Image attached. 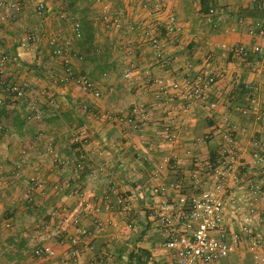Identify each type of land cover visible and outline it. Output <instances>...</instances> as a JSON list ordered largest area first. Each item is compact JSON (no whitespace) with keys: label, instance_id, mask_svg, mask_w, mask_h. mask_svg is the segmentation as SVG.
<instances>
[{"label":"crops","instance_id":"crops-1","mask_svg":"<svg viewBox=\"0 0 264 264\" xmlns=\"http://www.w3.org/2000/svg\"><path fill=\"white\" fill-rule=\"evenodd\" d=\"M22 1L23 14L0 23V49L9 56L8 80L27 81L43 118L34 121L26 105L0 109V264H62L79 228L88 235L78 236L77 255L68 264H173L172 254L163 248L165 226L158 214L167 204L176 206L169 213L172 224L181 227L189 203L177 206L172 185L182 187L188 202L210 187L209 166L217 161L227 127L236 132L241 164L225 189L222 224L240 240L216 264H259L256 254L264 259V196L253 194L252 186L264 168L252 163V143L264 140V120L242 114L241 108L246 106L243 84L248 82L264 112V55L253 52L261 42L238 20L264 21V0H104L123 20L143 23L134 30L111 31L100 20L103 6L93 0H44L49 11L41 20L39 41L19 57V39L39 22L33 8L40 0ZM154 5L158 13L148 16L143 6ZM210 8L220 21L208 20ZM61 9L82 23L83 39L74 42L81 59L71 64L76 74L90 77L99 98L76 88L65 77L61 59L51 53V36L72 37L70 26L58 18ZM170 16L177 19V30L167 35L161 27ZM146 28L167 41L173 57L168 66L155 60ZM223 45L243 46L247 55L230 54ZM208 69L220 75L210 96L216 102L213 109L200 103L186 106L175 92L162 91L155 83ZM129 70L135 71L131 79L125 78ZM49 100L60 108L51 111ZM134 107L145 115L137 130L120 120ZM166 128L176 134L172 143L163 137ZM76 139L86 171L63 173L46 151L51 146L71 156ZM29 144L35 147L24 159L20 147ZM65 178L79 186L80 196L53 189ZM30 180L43 187H34ZM31 188L28 201L25 194ZM154 188L166 191L152 195ZM6 220L9 228L3 226ZM245 221L247 235L242 232ZM43 225H60L64 232L49 242L55 258L33 254ZM252 240L259 242L256 251L250 248Z\"/></svg>","mask_w":264,"mask_h":264},{"label":"built area","instance_id":"built-area-1","mask_svg":"<svg viewBox=\"0 0 264 264\" xmlns=\"http://www.w3.org/2000/svg\"><path fill=\"white\" fill-rule=\"evenodd\" d=\"M94 4L103 6L101 14V23L106 31L111 30H134L136 26L143 25V23H133L130 20H123L122 13L111 12L109 6L105 5L104 0H93ZM25 4L22 0H0V23H5L9 20H16L25 11ZM148 16H153L158 13L159 6H143ZM49 8L44 0H40L33 8L35 17L39 20L38 25L29 30L18 41L17 53L19 57L29 54L37 45L42 29V19L47 15ZM213 17H218L215 9L210 8L207 13L209 21ZM60 21L66 22L71 29L72 37L62 38L58 35L51 36L48 39V45L51 49L53 57H58L62 62V69L65 77L70 80L76 88L83 93H91L94 97L99 98L100 92L95 90L94 84L89 76L86 74H76L72 67V59H81V56L75 50L74 42L83 39V26L82 23L72 14H69L65 9H61L58 13ZM238 23L244 25L247 34L255 37L259 44L253 47L255 54L264 55V21L253 22L248 24L244 19H239ZM166 34L174 33L177 30V19L175 16L167 18L161 27ZM145 35L149 38L151 47L154 52V58L161 66H168L173 62V57L168 53L167 41L159 38L152 33L151 28H146ZM230 54L239 57H245L247 51L243 46H225ZM9 63V56L0 49V109H15L26 105L30 110L31 118L35 121H40L43 118V113L37 100L31 97L32 92L30 86L24 81H9L7 78L6 70ZM135 76L134 70H129L125 73V78L131 79ZM220 75L212 70H205L193 76H187L180 80L171 78H159L155 83L163 91L165 89L173 91L177 94L179 99L191 106L194 104L208 105L210 108L216 107V102L210 99L211 92L216 89ZM243 90L246 92V106L241 108L244 115H253L258 119L264 120V112H261L258 97L254 95L250 83L243 84ZM58 107V106H57ZM98 114L94 117L98 118ZM144 113L140 107H134L130 116L120 119L125 123L131 125L133 129L137 130L144 122ZM141 124V125H140ZM4 130V125L0 121V131ZM223 142L220 146L218 158L215 164L209 166L211 183L210 187L202 190L198 195L193 196L188 202L187 198L181 194L182 187L178 184L172 185L174 192L177 193V206L184 208L189 203L188 212L183 214V221L181 227L174 226L171 221V212L177 209L176 206L166 205L158 214L163 225L165 226V241L163 248L169 251L173 264H216L217 262L227 258L233 251L235 245L240 240V236L236 234H229L223 227L222 219L225 208L224 193L229 180L239 169L241 164L240 149L237 144L236 132L227 127L222 133ZM167 143H172L175 140L176 134L172 130L166 128L164 133ZM77 145L72 151L71 156L60 155L51 146L46 151V156H49L54 165L60 167V171L65 173L72 171L75 174H81L86 171V157L81 150V141L76 139ZM254 149L252 151V163L264 168V140H253ZM35 145L21 146L20 154L26 159L29 156V151ZM44 155V156H45ZM20 174L17 172V175ZM34 183V187L42 188V182ZM55 191H67L70 195L80 196L81 192L78 185L71 183L70 178H65L61 184L53 187ZM166 190L163 188H154L151 190L152 195H158ZM252 193H261L264 196V175L259 179L257 184L252 186ZM32 188L25 194V199L31 201ZM55 215V213H52ZM242 228L244 235L250 234L248 230V222L245 221ZM99 227V224H97ZM4 228L10 227V222L5 221ZM39 243L36 244L33 254L38 257L55 258L56 251L49 244L52 240H59L63 236V230L60 225H43L38 229ZM79 235L87 236L88 232L84 229H77V234L70 238L71 249L67 253V258L64 259L62 264H68V261L73 260L77 255V247L80 240ZM42 243V245H39ZM258 241L252 240L250 248L256 251ZM256 260L259 264H264V259L256 254Z\"/></svg>","mask_w":264,"mask_h":264},{"label":"trees","instance_id":"trees-1","mask_svg":"<svg viewBox=\"0 0 264 264\" xmlns=\"http://www.w3.org/2000/svg\"><path fill=\"white\" fill-rule=\"evenodd\" d=\"M244 91V90H243ZM245 92V91H244ZM245 94H246V92H245ZM49 104H50V107H52V110L51 111H56V110H58L60 107H57L56 105H55V107L53 106V103L54 102H52V100H49V102H48ZM48 105V104H47ZM43 106V105H42ZM41 107V106H40ZM63 236H64V232H63ZM62 236V237H63Z\"/></svg>","mask_w":264,"mask_h":264},{"label":"rangeland","instance_id":"rangeland-1","mask_svg":"<svg viewBox=\"0 0 264 264\" xmlns=\"http://www.w3.org/2000/svg\"><path fill=\"white\" fill-rule=\"evenodd\" d=\"M17 81H19L18 79H17ZM24 81V80H23ZM24 82H27V81H24Z\"/></svg>","mask_w":264,"mask_h":264}]
</instances>
